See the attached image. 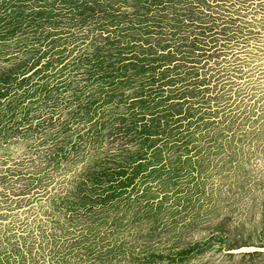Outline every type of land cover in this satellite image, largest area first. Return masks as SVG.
<instances>
[{
	"label": "rangeland",
	"instance_id": "374dc122",
	"mask_svg": "<svg viewBox=\"0 0 264 264\" xmlns=\"http://www.w3.org/2000/svg\"><path fill=\"white\" fill-rule=\"evenodd\" d=\"M1 40L0 264H264V0H0Z\"/></svg>",
	"mask_w": 264,
	"mask_h": 264
},
{
	"label": "trees",
	"instance_id": "16d2710c",
	"mask_svg": "<svg viewBox=\"0 0 264 264\" xmlns=\"http://www.w3.org/2000/svg\"><path fill=\"white\" fill-rule=\"evenodd\" d=\"M70 9H72V8H70ZM3 43H6V40H1V41H0V45L3 44ZM87 129H88V127H86V129H84V131H88ZM84 131H79V132L76 134L77 136H75V137L77 138L78 136L82 135V134L84 133ZM54 140H55V139H51V143H52V144H53V142H55ZM78 145H79V144H78V142H77L75 139L71 140V141L67 144V146H66L64 152H62V154H66V151H68V150H72L73 148L76 149ZM50 156H51V155H50Z\"/></svg>",
	"mask_w": 264,
	"mask_h": 264
}]
</instances>
